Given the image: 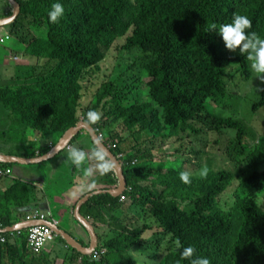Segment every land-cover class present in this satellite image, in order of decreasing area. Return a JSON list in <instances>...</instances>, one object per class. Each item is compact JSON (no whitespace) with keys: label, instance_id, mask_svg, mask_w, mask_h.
Segmentation results:
<instances>
[{"label":"trees","instance_id":"obj_1","mask_svg":"<svg viewBox=\"0 0 264 264\" xmlns=\"http://www.w3.org/2000/svg\"><path fill=\"white\" fill-rule=\"evenodd\" d=\"M16 1L20 14L6 27L7 32L21 43L35 33L38 38L27 52L41 65L25 71L28 65L14 62L8 68L9 78L0 83V154L42 157L51 148L33 140L36 132L42 142L54 145L83 117L99 128L107 144L116 146L112 151L129 158L123 172L131 203L122 209L118 199L100 195L82 208L93 225L112 229L115 237L103 243L107 252L97 260L69 246L63 257L58 254L63 263L137 264L129 252L146 243L142 236L151 224L162 231L153 241L158 264H188L179 255L188 245L195 248L194 255L208 257L210 264H264V131L249 128L246 133L239 118L229 113L237 91L242 94L249 79L259 78L253 76L238 49L227 50L216 31L208 29L230 22L237 13L251 20L249 31L264 38V0H60L65 14L58 23H49L47 16L55 0ZM2 4L0 19L10 17L13 7L7 0ZM113 46H120V54L137 52V56L123 72L105 80L102 64ZM14 53L10 51L11 56ZM142 74L150 78L148 94L155 104L141 98ZM88 98L92 101L84 106ZM261 108L264 89L253 111ZM90 114L98 118L92 121ZM223 130L234 135L218 153L233 162L232 166L219 168L215 161L202 164L196 144L203 142L207 147L208 137L212 133L221 136ZM84 135L90 148L83 144L87 149L82 151L92 160L65 165L70 179L59 183L64 176L60 172L55 180L62 184V192L78 184L87 188L85 181L92 186L87 193L99 187L96 168H87L94 164L97 170L107 168V186L118 184L112 164L91 135ZM81 136L76 134L72 143H79ZM174 137L181 144L174 158L155 162L151 154ZM185 139H191V147ZM214 144L219 147L220 141ZM93 146L98 151L94 158ZM184 149L198 158L195 166L185 169L189 162L176 157L186 158ZM204 166L208 173L202 178L197 170ZM182 171L190 173V183L180 181ZM233 183L236 186L231 191ZM30 190L29 183L14 175L0 178V230L25 221L38 195ZM225 194L229 196L223 199ZM0 235L7 240L2 246L11 264L27 263L28 232L17 239L23 240L22 256L18 242L11 243L10 231ZM55 241L65 244L61 237ZM49 254L43 249L34 255L35 264L40 259L42 264L55 263Z\"/></svg>","mask_w":264,"mask_h":264},{"label":"clouds","instance_id":"obj_2","mask_svg":"<svg viewBox=\"0 0 264 264\" xmlns=\"http://www.w3.org/2000/svg\"><path fill=\"white\" fill-rule=\"evenodd\" d=\"M64 14H65V9H64L63 4L60 2V0H55V2H53L51 4V7H50V9L48 10V13H47L49 23H58L59 20L64 16ZM3 19H5V18H3ZM10 24L5 25L4 27H0V29H5L7 31L6 27L9 26ZM251 27H252V22H251V20L247 16L242 15V14L234 13L232 15V17H231V21L230 22H228V23H221L219 26H217L216 24H212V25H210L208 27V29H214L216 31V34L221 38V40L223 41L224 47L227 50L234 52V51H236L238 49L239 53L241 55H243L244 59L247 60L248 67H249L250 71L253 73V76L259 78L263 82L262 83L261 81H259V79H249V82H251V85L249 87L245 86V88H242V90H241V93L242 94H240V91L239 92L237 91V94L238 95H236V96L233 97L235 99V101H234L235 104L240 105L241 107H244L245 106L246 95L248 94V90H251L253 92V94L256 96L255 101L252 103L251 110H252V113L257 116V112L259 110L257 109L255 111H253V105H254V103H256L257 100H259V98H263V89H264V85H263L264 84V38H261L255 31H249V29H251ZM7 34H8V32H7ZM32 35H35L34 38H32ZM9 38H11V36H9V35H7L5 39L2 38V36H0V44L5 43V40L6 39H9ZM36 38H38V36L35 33L31 32V34H30L31 43H29L28 46L30 44H32V41H34V39H36ZM28 46H24V51L22 53L18 54V53L15 52L14 55L11 56V54L9 52L8 55H4L3 59L7 56V59L9 60V63L13 62V64H14V62H16V63H18V65H21V66H27L28 65V68L25 71H27L32 66L36 67L38 65H41V64H37L36 63L37 62L36 58L30 56V52H27V49H28L27 47ZM3 59L0 60V67L1 66L2 67L5 66V64L3 62ZM8 67H6L4 69V72L8 70ZM101 75L104 78L102 72H101ZM113 75L115 77V74L114 73H113ZM142 83H143V85H142V93H141L142 96H141V98L143 100H146L147 99L152 104H155L153 101H151V99L149 97V94H148L149 93L148 92L149 90L147 88V83L148 82L146 84H144V82L142 81ZM246 88H248V89H246ZM261 109L264 110V108H261ZM97 118L98 117H97L96 114H90V119L92 121H95ZM237 118H239L238 120H240V123H242V125L244 126L246 133L249 132V128H253V130L259 131L256 126H253L252 127V126H248L247 125V123L249 122V120H247L246 117H237ZM80 120H85V119H83V117H82V119H80ZM87 122L90 123L89 121H87ZM91 125L95 128V131L97 133V136L100 138V140L102 141V143L104 142L105 145H107V147L109 148V150L112 152V154L114 155V157L118 161V163H119V165L121 167L122 173L124 175L123 167H124V165H127L128 164L127 162H128V159L129 158H127L124 153H117V154L114 153L112 150H115L116 149V146L115 145L112 146L110 144V142H109V144H107L104 141L105 139L102 138L103 137V133L99 130V128L95 127L93 124H91ZM85 132H87V131H83L81 133H85ZM259 132H262V131H259ZM34 141L35 142H39V141H37V139L34 140ZM75 144H78V143H75ZM225 145H226V143H225ZM53 147H55V146H53ZM53 147L50 146L51 149ZM71 147H72V141L69 143V146H67L64 150H62L60 153H58L52 159H49L47 161L53 160L58 155L63 154L64 152H66L67 158L71 162V164H73V165H79V164L84 163L82 161L85 159V156H89L88 153H84L83 151H80V150H75V149L73 150V148L71 149ZM132 155H133V153L130 152V156L129 157H131ZM13 157H15V156H13ZM18 158H20V157H18ZM65 160H66V163H65V165H66L68 163V160L66 158H65ZM91 160H92V157H91ZM106 160H108L110 162V160L107 159V157H106ZM44 162H46V161H43L41 163H44ZM106 163H105V166H107ZM135 163H136V160H134L132 162V164H135ZM230 163L233 164V162H231V161H230ZM38 164H40V163H38ZM102 164H103V161H102ZM14 165L16 166V165H20V164H14ZM0 168L2 170H4V171L10 170V173L9 174H7L5 176H0V178H6V177H10L11 175H14V170L12 168H3L1 166V163H0ZM105 170H107L106 167H105ZM207 173H208V168L206 166L202 167L200 169V171H199V175L202 178L205 177L207 175ZM15 174L18 175V173L16 171H15ZM103 178H105V177H103ZM96 179L97 178H95V180ZM179 179L184 184L190 183L191 182L190 173L189 172H186V171L180 172L179 173ZM125 181H126V179H125ZM119 185H120V183H119V179H118V184L116 186L115 185L113 186L111 184L109 186L106 185V187H103V188L97 187L90 194H94L96 192H99L98 194L94 195L93 197L100 196V195H109V196L113 197L111 194H109V192H112V191L117 190L118 187H119ZM95 186H96V184H95ZM110 186H112V187H110ZM129 189H128L127 182H126L125 190L120 195H118L117 197H113V198H116V199L119 200V204L121 205V208L122 209H125L126 205L129 204V203H131L130 202V199H129V196L127 195V193L129 192ZM36 192L39 193V190L36 189ZM83 199H81V200H83ZM76 206H78V205H76ZM83 206H82V208H83ZM82 208H81V213H82ZM132 208H133V206H132ZM115 210H117V209H114L111 212H113ZM36 212H42V213H45L46 214V217H45V219H44L43 222L36 221V219H32V221H29L28 216L30 214H34ZM82 215L84 217H86L83 213H82ZM86 218L90 222L91 226L94 228V232H95V235H96V238H97V245H98V247H97L96 250H94V252L92 254H84L81 251H79V252L82 253L83 255L91 256V257L99 260L102 256L105 255V253L107 252V250L103 247L104 240L101 238L100 234L98 233V230H101L103 232V235H104L105 239L114 238L115 235L112 233V229L98 228L95 225H93V223H92V221H91V219L89 217H86ZM22 223H31L32 225L29 226V227H27V228H25V229H23V230L22 229L12 230L13 227H15V226H17L19 224H22ZM22 223H19L17 225H14L13 227H10L9 229L0 230V233H4L6 231H10L11 232V238H14V237H20V235L22 233H24L25 231H27L29 233V229L31 227L35 226V225L47 224V225H50V226L53 225V226H56V227H58V225H59L58 222H57V219L52 214V212L50 211L49 207H47L46 209H42V208L33 209L32 211L28 212L27 218ZM76 223H78L82 228L84 227L90 233L91 238L93 239L92 233L89 231V229L86 226H83L84 224L81 223L79 221V219H78V221H76ZM149 225L151 226L150 227L151 229L150 230H147L143 234V236H142V239L145 240L146 243L142 247H139L138 246L136 249H141L142 251L143 250L145 251L146 250L145 246H147V247H153L154 246L153 241L155 239H157L158 236H159V234L162 232L157 226L151 225V224H149ZM53 226H51L52 229H53ZM154 230H156V231L153 233L152 236H154L156 238L153 241L151 240V237L149 239H145L144 238V235L146 233L148 234L150 232H153ZM18 231L21 232L20 235H18V233H17ZM107 235H109V237H107ZM1 237H3V236H1ZM57 237H58V235L55 233V239ZM3 238H5V237H3ZM55 239L52 242L48 243V244L54 243L55 242ZM73 240L76 241L75 239H73ZM6 241L7 240L5 238V241L4 242H0V246H2L3 244H5ZM27 243H28V241H27ZM48 244H46V246ZM67 245H66V247L69 248L70 245H68V246ZM46 246L43 249H46ZM2 247H4V246H2ZM177 247L179 248L180 245H177ZM72 248H74V247H72ZM84 249L85 250L86 249H89V247H84ZM42 250H41V252H42ZM195 251L196 250H195V248L192 245L184 246L180 250V253H179L180 258L182 260L187 261L188 264H210V260H209L208 257H206V256H196V255H194ZM24 253H25V251L23 252V255H24ZM28 253H30L33 256L34 255H40V253L33 252L30 249L29 245H28V252H27V254Z\"/></svg>","mask_w":264,"mask_h":264},{"label":"rangeland","instance_id":"obj_3","mask_svg":"<svg viewBox=\"0 0 264 264\" xmlns=\"http://www.w3.org/2000/svg\"><path fill=\"white\" fill-rule=\"evenodd\" d=\"M2 0H0V10L3 8L2 6ZM9 35L11 36L9 33L7 34V31L5 29H0V36H2V38H6V36ZM35 35H32V38H34ZM31 43V40L29 38H26L24 40L23 43L19 42V40H17L16 38H13V36H11V38L6 39L5 43L0 44V60L3 59L4 55H8V53L10 51H14L18 54L22 53L24 51V46H28V44ZM120 44H124V40L120 41ZM119 48L120 46H113L114 50L110 51V54L107 58V60L102 64V73L104 74V79L105 80H109V77L114 73L115 75H117L120 72H123L124 69L128 66V64H132L133 58L135 56H137V52H131V53H119ZM236 52V51H235ZM10 64H13V62H11ZM10 64H6L5 66H1L0 67V83H5L4 81H7V76L6 73L4 72V69L6 67H8ZM136 73V72H135ZM150 78H148L147 76H143L142 74V81L144 82V84H146L149 81ZM23 79L21 78L20 82H22ZM253 83V82H252ZM254 84V83H253ZM251 85V82H248L246 84L247 87H249ZM248 89V88H246ZM146 96V95H145ZM256 96L253 94V92L251 90H248V94L246 95V100H245V106L241 107L240 105H237L234 103L233 106H231L230 108V116L237 118V117H246L247 120H249V122L247 123L248 126H256L258 128L259 131H264V110H259L257 112V116L254 115L252 113V103L255 101ZM91 99H85L84 100V106H87L91 103ZM101 111V110H99ZM221 136H217L214 133H212V135H210L208 137V141L210 142V145L213 146L214 142L216 140L220 141V146L217 147L215 144L213 146V149H210V145L208 144L207 147H204L203 142L201 144H196V151L197 152H201V158H202V164L204 165H211L212 162L215 161V163L217 164V166L219 168H224V169H228L232 166V164L230 163L229 160L227 159H222L220 156V152L218 153V150H220V147L222 144H225L227 141H230L233 138L234 133L232 131L229 130H223V132L221 133ZM190 140L185 139V145H187L188 147H191L190 144ZM81 141H86V146L88 147L90 140L87 137V135H83L81 136ZM105 142H107V137H105ZM177 139L174 138H170L168 139L167 143L165 144L164 147H162L161 150L155 151L153 152V155L151 154V158L155 161V162H162V161H167V160H172L174 158V154H176V148L179 147L181 144L179 142H176ZM108 143V142H107ZM92 145V144H91ZM183 146V144H182ZM90 148V147H88ZM207 148L209 150H207ZM80 150L79 148H74L73 150ZM186 150L184 149L183 152L185 153V157H183V155L178 154L176 157H178L179 159H183L184 161L189 162V165H186L185 169L190 167V165L192 164L193 166H195V164L198 163V158L195 157V155H192L190 152H185ZM90 152L94 158L93 153L98 152L96 151V148H94V146L90 149ZM115 153V151H113ZM89 158H91L90 156H85V159L82 161H86ZM176 159V158H175ZM223 160V161H222ZM68 164L73 167L74 165L71 164V162L68 160ZM225 164V165H224ZM36 166L35 169H37L39 167V165H34ZM17 166H14V168H16ZM93 167L95 170V175L97 176L96 181L99 183H104L106 180L103 177H106V171L105 167L101 166L98 170H97V164H94L92 166H87V168H91ZM62 173L64 174V176L61 178V182L63 181V179L66 177L68 179L69 176L67 177L66 174L69 172V169L62 167L61 168ZM200 170H197V174H199ZM108 172V171H107ZM81 179L85 178V175H80ZM236 186V183H233L232 186L229 188V190L232 191V188ZM90 188V187H89ZM52 189V187H51ZM33 194V191L30 190ZM229 191V192H231ZM228 192V193H229ZM31 194V196H32ZM229 194H225L223 196V199L225 197H228ZM32 199V198H31ZM80 201V200H79ZM69 207V205H68ZM105 214H107V212L105 211ZM58 224L59 221L57 219ZM135 225V224H134ZM79 227V225H78ZM80 228V227H79ZM102 228V227H101ZM85 232L86 230L83 229ZM156 230H154L153 232L150 233H146L144 235L145 239H149L151 237V240L153 241L156 237L152 236L153 233ZM98 233L100 234L101 238L103 240H105V237L103 235V232L101 230H98ZM107 237H109V235H107ZM18 242V246H19V250H20V255H23V240H21L19 238V240H17ZM153 245V244H152ZM51 246H55V244H48V246L46 247L45 250L49 249V247ZM146 250L142 251L141 249H134V247L132 248V251L129 252V254L137 261V264H158L157 261L155 260V251L153 250V247H147L145 246ZM160 256H162V254H159ZM28 256V258L32 259V255L30 253H28L26 255V257ZM159 260V258L157 259ZM52 264H62V261H57V263H52Z\"/></svg>","mask_w":264,"mask_h":264},{"label":"crops","instance_id":"obj_4","mask_svg":"<svg viewBox=\"0 0 264 264\" xmlns=\"http://www.w3.org/2000/svg\"><path fill=\"white\" fill-rule=\"evenodd\" d=\"M3 62L5 65L10 64L9 60L7 59V56L3 59ZM10 66L11 64L9 65V67ZM7 72L8 70L5 71L6 76H7ZM7 78L9 77L7 76ZM82 134L84 135V133ZM32 138L33 140L37 139L41 147H46V146L53 147L56 144H58L59 140L61 139L60 138L58 142L53 145L51 141L47 144L42 142L39 132H36V135L32 136ZM83 144H86V143L81 140L79 141L78 144L72 143L71 149L73 148V146L75 148L83 149L85 147ZM55 158L52 161L50 160V162L49 161L44 162L45 164L35 163V164L16 165L17 166L16 168H12L14 170V176L29 183V188L31 190H34V189L39 190L38 195H37V192L35 191L37 197L32 200L30 207H28V212L32 211L33 209H38V208L46 209L47 207H49L52 214L55 216L56 219H58L60 223L58 227L61 231L60 232L61 236H58V238L61 237L63 240L66 241V239L63 237L68 236L70 238L75 239L76 240L75 242L78 243V245L79 243L81 244L83 248L81 247L80 250H83L84 247L90 248L92 247L93 243L97 241L91 238L90 233L84 227L83 228L86 230V232L83 230V228L78 223H76V213L74 211L75 207H73V205L75 206L78 205L81 199L89 195L90 193H87V192L88 191L90 192V190L92 189L91 188L92 186L88 182L85 181V184H86L85 186L87 188H84V186H78L80 185L78 184V185L71 186L69 188L66 187L67 189L64 192H62L63 191L62 189L64 188H62V184L59 185L61 181L57 183V181L55 180L57 179V177H60L59 173L60 172L62 173L61 168L65 167L64 166L66 163L65 158L67 160L68 158H67L66 152L58 155L56 159ZM34 165H39V167L35 169L36 166ZM68 166L70 167L69 164ZM15 171L18 173V175L15 174ZM67 175H69V173ZM98 183L99 182H97V185L100 188L106 187L105 182H104L105 184L104 183L98 184ZM60 186L62 189H60ZM83 193L85 194L82 198ZM78 225L80 228L78 227ZM17 239L18 237L11 238V241H12L11 243H14V244L17 243ZM66 243L69 245L68 241H66L65 244L63 243L59 244V243H56L55 241L54 243H52V244H55V246H51L49 247V249H47L48 251H51V254H49V256L52 259V261H55V263H57V261L59 260L62 261V263L64 262L63 258L58 257V254H60L61 257H63V255L68 252L66 251L67 249ZM62 246L65 248H61ZM59 249L61 250L60 252H58ZM72 249L78 252L80 251L75 248H72ZM19 256H22V255H19ZM55 256L58 257L57 260H55L56 259ZM10 258L11 256L5 252L4 247L0 246V264H11ZM24 258L27 262L25 264H35V261H34L35 257L33 255H32V259H31V256L30 258H28V256L27 257L25 256ZM37 264H42L41 259L39 260ZM45 264H48V263L46 262ZM65 264H68V262H65Z\"/></svg>","mask_w":264,"mask_h":264},{"label":"water","instance_id":"obj_5","mask_svg":"<svg viewBox=\"0 0 264 264\" xmlns=\"http://www.w3.org/2000/svg\"><path fill=\"white\" fill-rule=\"evenodd\" d=\"M8 3L13 7V13L10 17L5 18V19H0V27H4L5 25H8L12 22H14L16 20V18L18 17V15L20 14V5L16 0H7ZM83 131H87L94 143L96 144V146L100 149V151L107 157V159L110 160V162L112 163V165L114 166L117 175H118V179H119V187L117 190L109 192V194H111L113 197H117L118 195H120L126 187V181L124 178V175L122 173L121 167L118 163V161L116 160V158L114 157V155L112 154V152L109 150V148L107 147V145H105V143L100 140V138L97 136V133L95 131V128L88 123L85 120H80L78 123H76V125L72 126L69 128L68 131H66L63 135V137L59 140L58 144L55 145V147H53L46 155H44L43 157H39L36 159H23V158H18V157H13V156H8V155H4V154H0V163H5V164H35V163H41L43 161H47L49 159H52L54 156H56L58 153H60L62 150H64L67 146H69V143L72 141L73 137L76 134H79ZM99 192H96L94 194H90L87 195L83 200H81L78 204V206L75 207V213H76V221H79L81 223H83V226H86L89 231L92 233L93 235V239L95 241H97L95 232H94V228L91 226L90 222L88 221V219L86 217H84L81 213V208L82 206L87 203L94 195L98 194ZM101 194V193H100ZM31 223H22L19 224L15 227L12 228V230H18V229H25L29 226H31ZM53 226V225H51ZM53 230L54 232L58 235L61 236L60 234V229L56 226H53ZM66 239V241H68L70 247H74L78 250H80V248L82 247L81 244L76 243L73 238L70 237H63ZM98 247L97 242H94L92 247L89 249H83L80 250L82 251V253L84 254H92L94 252V250H96ZM83 248V247H82Z\"/></svg>","mask_w":264,"mask_h":264},{"label":"built area","instance_id":"obj_6","mask_svg":"<svg viewBox=\"0 0 264 264\" xmlns=\"http://www.w3.org/2000/svg\"><path fill=\"white\" fill-rule=\"evenodd\" d=\"M10 173V170L4 171L0 168V176H5ZM46 217L45 213L36 212L28 216L29 221L36 219V221L43 222ZM21 234L20 231L17 232ZM55 239V233L50 225H35L29 229L28 233V245L30 249L35 253H40L46 244L52 242ZM5 238L0 236V242H4Z\"/></svg>","mask_w":264,"mask_h":264}]
</instances>
